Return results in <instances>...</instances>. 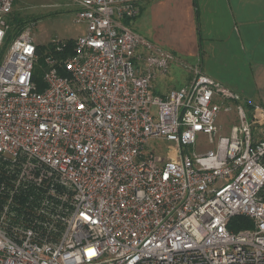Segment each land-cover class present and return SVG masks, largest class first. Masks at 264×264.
<instances>
[{"label":"built area","instance_id":"2783aa9c","mask_svg":"<svg viewBox=\"0 0 264 264\" xmlns=\"http://www.w3.org/2000/svg\"><path fill=\"white\" fill-rule=\"evenodd\" d=\"M70 1L85 26L71 51L54 39L43 55L25 27L0 63V264H264V107L199 63L157 94L150 68L174 53L122 20L143 0ZM201 134L212 147L190 151ZM155 138L173 143L165 160ZM235 216L252 225L231 230Z\"/></svg>","mask_w":264,"mask_h":264},{"label":"crops","instance_id":"0c3cea01","mask_svg":"<svg viewBox=\"0 0 264 264\" xmlns=\"http://www.w3.org/2000/svg\"><path fill=\"white\" fill-rule=\"evenodd\" d=\"M125 24L264 107V0H143Z\"/></svg>","mask_w":264,"mask_h":264},{"label":"rangeland","instance_id":"374dc122","mask_svg":"<svg viewBox=\"0 0 264 264\" xmlns=\"http://www.w3.org/2000/svg\"><path fill=\"white\" fill-rule=\"evenodd\" d=\"M76 14V6L70 0H15L11 13L6 18L11 29L18 20L27 22L26 27H30L36 42L41 45L43 55L47 52L50 44L54 39L73 40L85 30L83 23H76L74 17ZM126 22L125 19H122ZM132 29H134L132 24ZM135 30V29H134ZM136 31V30H135ZM137 32V31H136ZM141 37H145L137 32ZM146 38V37H145ZM11 42V41H10ZM10 43L7 44V37L4 44L0 48V63L8 50ZM137 53L144 57L154 54L153 49L146 43H140L137 47ZM175 59L171 60L168 65V71L161 73L158 68L151 67L154 76L152 84L157 94H165L169 90L179 89L190 83L194 70L193 66L197 64V60H191L178 53H174ZM43 58L40 60L39 66L42 65ZM38 66V67H39ZM142 71H146L147 63L145 60L139 61ZM238 103H244L241 100H232L228 104L232 107L230 113H221L218 124L220 131L227 134L231 125L238 122L234 108ZM247 108L248 105H245ZM230 117V119H229ZM212 147L206 135H199L196 145L188 146L190 151H206ZM148 148L152 149L160 158L164 159L168 155V151L174 148L173 143L164 139H151Z\"/></svg>","mask_w":264,"mask_h":264},{"label":"trees","instance_id":"16d2710c","mask_svg":"<svg viewBox=\"0 0 264 264\" xmlns=\"http://www.w3.org/2000/svg\"><path fill=\"white\" fill-rule=\"evenodd\" d=\"M26 25H27L26 21L18 20L12 29L10 27L9 31L7 33V44H9L10 41H12V39L15 36H17L26 27ZM72 43H73V40L69 39L68 40V48H67L68 51H71ZM40 47H41V45H39V48ZM251 225H252V221L248 217H246V216H235L232 218V222L229 225V227L231 230H237V229L243 228V227H250Z\"/></svg>","mask_w":264,"mask_h":264}]
</instances>
